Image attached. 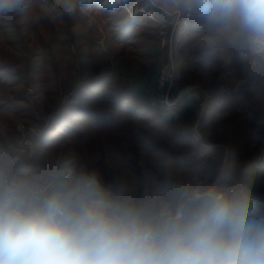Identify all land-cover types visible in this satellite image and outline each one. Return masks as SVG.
Listing matches in <instances>:
<instances>
[{
  "label": "rangeland",
  "instance_id": "rangeland-1",
  "mask_svg": "<svg viewBox=\"0 0 264 264\" xmlns=\"http://www.w3.org/2000/svg\"><path fill=\"white\" fill-rule=\"evenodd\" d=\"M94 1L84 0L82 4L86 7L78 4L82 15L68 16L58 0H36L23 19L26 41L13 40L10 41L13 46H9L2 37L0 58L18 70L21 78L12 87H0V98L22 95L17 104L25 111L19 114L0 111V186L15 184L47 193L91 180L112 197L147 200L157 210L173 207L182 194L198 187L200 191L243 187L249 199L259 204L254 208L260 207L264 217V72H255L250 60L232 46L229 36L216 28H209L211 34L218 36L210 41L205 42V34L199 38L187 36L192 11L185 0H114V5ZM120 11L133 17L142 14L138 36L131 39L135 42L131 47L117 46L110 40L114 33L112 25ZM209 29L207 25L206 33ZM53 36L59 39L58 47L54 48L58 55L56 63H51L49 55ZM218 40L226 43V48L221 49ZM78 45L82 46V53L96 58L77 60L81 54L77 53ZM211 47L216 51L206 57ZM42 48L48 54L45 61L39 63L37 71H30V53L33 49L41 53ZM111 56L118 59L114 71H110L112 67L107 70ZM74 62L91 75L114 72L113 80L119 91L131 89L139 76V80L144 79L141 92L145 100L161 108L171 110L187 98H194L195 102L190 103L195 108L190 144L197 148L175 147V141L166 134L168 124L160 135H155L156 131L150 127L142 129L144 126L132 122L137 130L160 144L159 151L152 156H148V150L136 153L139 145L130 143L132 126L128 123L120 129V121L112 118L110 107L102 102L88 107L97 115H105L106 121H94V126L70 145L67 154L56 160L55 151L37 158L38 145L33 136H39L46 126L39 120L56 109L59 96H68L70 80L83 77L76 75ZM58 63L62 64L58 67L60 71L53 66ZM187 63L191 67L185 76L192 77L185 79L190 80L189 84H183L181 70ZM0 74L8 79L5 73ZM91 75L85 77L89 79ZM101 88L95 89V95ZM114 89L109 90V96H114L111 93ZM132 97L133 102L123 105L125 109L129 108L128 103H141L139 95L134 93ZM217 102L223 110H216ZM143 116L151 115L144 112ZM82 121H86L83 116L78 127L85 126ZM172 154L179 159L175 160ZM63 157L71 170L61 173L58 165Z\"/></svg>",
  "mask_w": 264,
  "mask_h": 264
},
{
  "label": "clouds",
  "instance_id": "clouds-1",
  "mask_svg": "<svg viewBox=\"0 0 264 264\" xmlns=\"http://www.w3.org/2000/svg\"><path fill=\"white\" fill-rule=\"evenodd\" d=\"M28 2L0 0V17ZM83 2L58 0L68 16ZM185 3L264 72V0ZM0 264H264V217L250 215L243 187L185 192L157 210L91 180L47 193L0 186Z\"/></svg>",
  "mask_w": 264,
  "mask_h": 264
},
{
  "label": "trees",
  "instance_id": "trees-1",
  "mask_svg": "<svg viewBox=\"0 0 264 264\" xmlns=\"http://www.w3.org/2000/svg\"><path fill=\"white\" fill-rule=\"evenodd\" d=\"M36 0H29L25 11L11 15V16H5V17H0V46L3 45L2 37H5V40L9 44V46H13L10 41H16L17 40H25L26 39L23 37V34L25 31L23 30L24 25H23V19L25 16L28 14L29 8H31ZM95 2L94 0H91ZM90 3V2H89ZM102 3L108 4V0H103ZM81 6L86 7V4H81ZM97 8L100 7V4L96 5ZM106 6H104L105 8ZM79 8V6H78ZM104 8L101 11H103ZM184 10V9H182ZM187 10V9H185ZM65 13V12H64ZM82 15V12L76 8L75 14ZM128 13L122 14V12H118V15L116 14L115 17V22L112 25V30H113V36L110 39L112 43H114L117 46L125 45L128 47H131L133 43L131 42V39L137 38L138 36V28L142 23V20L140 17L142 14L136 15V17L129 16L127 15ZM188 13H184L183 16L181 17L182 22L180 23V27H183V23L186 19V15ZM149 21V20H148ZM189 26H187V36H192L195 35L196 37H200L201 35L205 34V42L208 41L209 39L211 40L216 39L218 36L215 34H211L209 28L215 29V27H212L208 25L204 20L199 18L195 13L191 12L190 20H189ZM77 25V24H75ZM208 25V33H206L205 27ZM79 30V29H78ZM57 36H53L52 40L53 43H51V57H52V62L51 63H56L58 59V55L55 54L54 48L56 49V46L59 43V39L56 38ZM116 38V40H115ZM209 40V41H210ZM222 40V39H221ZM221 40L217 41V45L223 49L226 48L227 44L224 42H221ZM39 45V43L37 44ZM36 47V46H35ZM34 47V48H35ZM218 48V49H220ZM25 47L23 46L22 50H24ZM36 49V48H35ZM35 49L30 53L29 60L31 64V70L30 71H37L38 68L41 66L39 63L42 61H45L46 58V52L44 48H42V52L39 53ZM21 50V51H22ZM77 53H81L79 58L77 60H85V62L88 59H94L96 58L95 56H87L86 53H82V46L78 45L77 46ZM216 50L211 47L210 49L207 50L209 52L206 57L210 56V53L215 52ZM77 53H72V55H76ZM196 54V53H195ZM10 55V53L7 54V56ZM48 55V54H47ZM113 59L109 61V69L110 70L112 67V70H115V63H117L118 59L115 56H111ZM195 57V56H194ZM44 59V60H43ZM7 62L5 59L0 58V73H5L6 76H8V79L4 78L3 75L0 74V87L6 88V86L12 87L11 85L18 83L19 79L21 78V75L19 74L18 70L14 69L12 65L6 64ZM200 64V63H199ZM88 64L86 63V66ZM53 66L58 70V67H61L62 64H53ZM75 66V73L77 76H83L81 80L79 79H72L68 82V87L71 85V91L68 93V96L62 98L59 96L56 101L58 102V105L56 106V109L53 111L48 112L44 116V120H39V122L46 123V126L43 130V132L39 136H33L34 139H36V144L38 145L37 148V153L36 156L37 158L46 156L45 152H56V157L59 158V155H65L69 151L70 145H73L77 140H79L84 131L88 128H92L94 126L93 122L98 120L100 121H106L104 116L102 115H97L96 113H93L89 105H93L92 103H99L101 104L104 102L108 107H110L111 112H112V118L119 120L120 121V129L126 127V125L129 123L130 126L133 128L132 134H129L131 142H134L135 144H138L139 146L137 147V150H135L136 153H140L141 150H148L150 151V154L148 156H152L153 153H156L159 151V146L160 144L157 142V140L152 137L149 139V136L146 133H142L141 130L137 126L132 125V122H136L137 124H140L142 129H145L150 127V129L155 130L156 133L155 135H160L165 128L166 124H168V130L166 134L171 137L172 140H174L175 144L178 146H182V149H188L194 150L197 147H193L192 144H190L191 140L190 137L192 136V127H193V120H191V117L193 118L195 116V108L193 106H190V103H194L195 99L194 98H187L185 101H183L181 104L179 103L177 107L174 109H165L159 107V105H152L150 102L145 100V96L142 95L144 87V79L139 80V76L137 80L133 77V80L135 84L131 86V89L127 90H117L116 88L117 83L114 79L113 73L114 72H108V73H99L98 74H93L91 75L88 73V70H84L82 65L80 63L74 62ZM191 67L190 63H187L184 65L182 68V75L180 76L183 80H181V83H190V80H185L189 79V77L192 76H185L186 71ZM60 71V70H58ZM98 71V69H97ZM91 75L88 79V77ZM36 76V75H35ZM188 81V82H187ZM73 82V83H72ZM176 83L179 82L178 76L175 81ZM64 83V80H63ZM114 85V87H113ZM74 86V87H73ZM101 88L102 91L99 94L95 95V89L96 88ZM114 96H109L108 92L109 90L113 89ZM137 94L140 96V102L141 103H132L129 105L128 103V109L126 110L124 108V104L126 102H133V95ZM13 95H15V92H12ZM1 97V96H0ZM111 97V98H110ZM22 100V95L19 97L16 96V98H0V111L9 113L14 112V113H20L25 111L24 108L21 106H18V102ZM107 100V101H106ZM98 104V105H99ZM8 105H11L8 106ZM55 105V102L54 104ZM214 107L216 110H223L224 108L219 104V102L214 103ZM9 108V109H8ZM95 111V110H93ZM146 112L147 115H151L150 117H145L143 116V113ZM209 114V113H207ZM84 117L86 121H82V123L85 126L78 127L79 123V118ZM117 122V121H116ZM128 124V125H129ZM84 127V128H83ZM181 127V128H180ZM131 128V127H130ZM129 128V131L131 133V129ZM149 129V130H150ZM183 129V132L181 130ZM168 143L171 141L166 140ZM65 148L60 149L62 146ZM167 146V145H166ZM167 149L169 147L167 146ZM42 151V152H41ZM53 152V153H55ZM41 153H44L41 155ZM2 155V151L0 152ZM173 158L179 159V156H176L172 154ZM2 156H0V162ZM64 157L60 161L58 165V170L61 171H69L71 168L63 162ZM170 160V159H169ZM185 160V159H184ZM171 161V160H170ZM186 161V160H185ZM54 163H56L54 161ZM82 163V161H81ZM63 176L61 175L60 179H62ZM72 178V176H71Z\"/></svg>",
  "mask_w": 264,
  "mask_h": 264
},
{
  "label": "crops",
  "instance_id": "crops-1",
  "mask_svg": "<svg viewBox=\"0 0 264 264\" xmlns=\"http://www.w3.org/2000/svg\"><path fill=\"white\" fill-rule=\"evenodd\" d=\"M257 208V207H256ZM254 208L253 210H250L249 213L250 215H255L257 217H261V210L260 207H258V209ZM256 209V210H255Z\"/></svg>",
  "mask_w": 264,
  "mask_h": 264
},
{
  "label": "built area",
  "instance_id": "built-area-1",
  "mask_svg": "<svg viewBox=\"0 0 264 264\" xmlns=\"http://www.w3.org/2000/svg\"><path fill=\"white\" fill-rule=\"evenodd\" d=\"M196 190H199V191H200V187L196 188L194 191H196ZM255 205H259V204L254 203V202H252V201L249 199V209H250V210L254 209V206H255ZM250 210H249V211H250Z\"/></svg>",
  "mask_w": 264,
  "mask_h": 264
}]
</instances>
